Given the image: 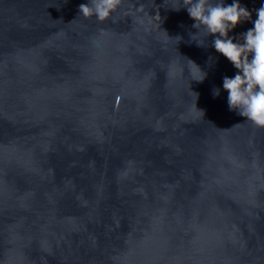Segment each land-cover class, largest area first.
<instances>
[{"label": "water", "instance_id": "1", "mask_svg": "<svg viewBox=\"0 0 264 264\" xmlns=\"http://www.w3.org/2000/svg\"><path fill=\"white\" fill-rule=\"evenodd\" d=\"M87 2L0 0V264H264V127L228 107L237 70L180 0L104 21ZM239 2L255 20L264 0Z\"/></svg>", "mask_w": 264, "mask_h": 264}, {"label": "clouds", "instance_id": "2", "mask_svg": "<svg viewBox=\"0 0 264 264\" xmlns=\"http://www.w3.org/2000/svg\"><path fill=\"white\" fill-rule=\"evenodd\" d=\"M120 3L121 0H88L79 4L78 10L85 18L94 16L104 21ZM181 8H186L195 21L193 28H203L206 36H214L212 44L216 52L226 57L237 70L234 77L225 75L222 78L229 109L236 110L244 120L264 127V3L254 9L255 20H252V11L239 0L227 5L224 0H180L179 6L172 9L179 11ZM245 21H251L253 27L238 36L229 35ZM205 76L206 73L199 81ZM219 93L220 89L214 88L213 95Z\"/></svg>", "mask_w": 264, "mask_h": 264}]
</instances>
